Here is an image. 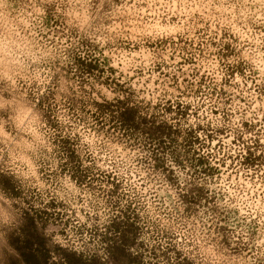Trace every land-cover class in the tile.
<instances>
[{"label": "rangeland", "instance_id": "rangeland-1", "mask_svg": "<svg viewBox=\"0 0 264 264\" xmlns=\"http://www.w3.org/2000/svg\"><path fill=\"white\" fill-rule=\"evenodd\" d=\"M123 94L201 125L218 171L194 173L177 145L180 184L166 181L142 137L94 114ZM168 101L189 116L165 112ZM3 176L17 191L0 187V264L25 211L47 221L55 263L59 247L105 260L98 233L128 205L140 227L130 264H264V0H0ZM194 187L202 198L183 199Z\"/></svg>", "mask_w": 264, "mask_h": 264}, {"label": "trees", "instance_id": "trees-1", "mask_svg": "<svg viewBox=\"0 0 264 264\" xmlns=\"http://www.w3.org/2000/svg\"><path fill=\"white\" fill-rule=\"evenodd\" d=\"M77 64L86 72H91L98 67V64L92 60L83 62L78 59ZM167 104L165 112H174L177 107L179 110L176 112H179L177 114H180L181 118H187L190 114L188 105L179 102L173 104L172 101H168ZM95 107V115L103 114L111 122L116 123L119 129L130 132L133 139L142 137L145 140V145L150 150L149 157L145 159L150 160L155 170H160L164 174L166 181L180 184L178 169L184 162L177 145L184 147L186 152L188 149L192 150L195 161L194 173L211 175L218 171L219 168L211 162L212 154L209 152L208 155L211 154V156L207 158L202 153L208 145L206 141H212L213 135L210 133L202 135L205 130L201 125H189L187 128H182L178 121H175L177 117L160 119L154 111L133 103L128 94L117 96L113 100L96 101ZM72 143L71 138H60L57 145L60 151L67 155L66 165L73 169L76 168V172H79L81 167L79 156L76 154L77 149L71 147ZM0 187L9 197L16 196L17 186L13 176L0 178ZM200 189V187L190 188L187 190L188 193H183L181 196L186 201L198 202L202 195L195 192ZM110 191L114 193L115 187ZM24 213L25 215L21 219L23 223L19 227L22 233L9 241L14 250L10 264H130V260L127 258L137 242L140 227L132 216L129 205L121 209L104 225V232L98 233V238L105 251V260H102L96 253L86 255L59 247L61 253L58 256L61 258V262L55 263L52 261V249L45 232L47 221L39 220L29 211ZM170 262L171 264H180L176 261L172 262V260Z\"/></svg>", "mask_w": 264, "mask_h": 264}]
</instances>
